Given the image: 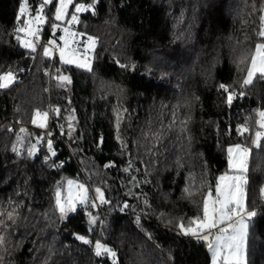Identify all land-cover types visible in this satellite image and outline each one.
<instances>
[{
	"label": "trees",
	"instance_id": "obj_1",
	"mask_svg": "<svg viewBox=\"0 0 264 264\" xmlns=\"http://www.w3.org/2000/svg\"><path fill=\"white\" fill-rule=\"evenodd\" d=\"M262 2L74 0L70 18L75 4L94 3L75 26L97 38L89 72L43 57L39 45L53 36L57 0L44 9L48 22L31 55L14 34L21 0H0V74H16L13 85L0 89V212L15 209L16 216L4 233L11 249L5 264H113L108 255H95L97 240L116 252L117 264H211L205 243L179 234L176 225L202 215L207 191L231 171L227 149L237 143L251 149L245 191L257 213L247 264H264V139L261 147L252 143L264 110V79H254L231 106L219 89L223 83L240 91L246 71L238 62L257 40ZM40 3L28 0V15ZM57 68L70 83L59 86ZM50 106L61 112H49L45 131L56 156L45 162L46 142L32 158L26 148L44 133L31 123L34 110ZM245 123L241 135L237 128ZM18 137L24 138L17 145L21 156L12 151ZM109 162L115 166L105 168ZM67 178L85 183L92 196L100 187L109 203L81 205L62 219L55 191Z\"/></svg>",
	"mask_w": 264,
	"mask_h": 264
},
{
	"label": "snow or ice",
	"instance_id": "obj_2",
	"mask_svg": "<svg viewBox=\"0 0 264 264\" xmlns=\"http://www.w3.org/2000/svg\"><path fill=\"white\" fill-rule=\"evenodd\" d=\"M73 4V0H59L58 5L55 6L54 21L63 22L65 17L69 15L68 6ZM48 5H53V0H41L39 8L36 10L34 16L28 15V0H21L19 10L16 15L17 27L14 30V34L20 45L29 50V54L36 53L38 49L39 33L41 31L40 25L46 22L44 15V9ZM75 12L80 13L88 11L90 8H94L93 4H75ZM253 9L256 10V6L253 5ZM259 24L255 30L257 37L253 48L246 50V52L240 57L238 62V68L241 72L246 71L242 83L240 85V91L230 88L229 85L221 83L219 89L225 93V102L231 106L233 100L236 98H242L245 95L244 88L253 83L254 79H264V2L261 3L259 9ZM93 14L95 12L93 11ZM28 17L25 19V17ZM69 25H75L79 23L78 16L71 14V19L67 21ZM53 35L56 30L60 28V24L56 22L51 23ZM64 35L59 37V40L63 42V46L57 44L56 39H49L47 45H39L43 50L44 58H51L53 55L52 50L58 48L59 60L61 64L70 65L75 64L76 67L92 71L90 60L87 58V51L89 48H93L96 43L95 37L88 36L84 48L83 58L77 55L79 51L77 45L80 41L77 40L78 36H84L85 33L72 31L70 28L65 27L62 29ZM21 33L24 37H30L22 39ZM247 39V37H246ZM119 64V61H117ZM240 65H247L246 68L240 67ZM121 68H127L125 64H120ZM133 70L135 65L132 66ZM46 75H50L46 71ZM59 82V86H64L66 83H70V77L63 75L59 68L56 69V75L53 77ZM16 82V74L9 69L6 72L0 74V89H7ZM55 112L57 115L61 112L60 108L49 107L46 111L35 109L31 118V123L36 125L40 129L48 128L49 112ZM126 112L127 109H124ZM259 119L256 120V124L260 130L255 132V139L252 143L256 147H261L260 141L264 139V110H259L257 113ZM68 121V133L71 138V133L74 130L72 121L74 116L66 117ZM186 123V121H185ZM61 127V135H64L63 125ZM117 130H119V117L117 119ZM21 133H24L26 129L21 128ZM248 131V125L245 123L237 128V132L243 135V132ZM52 133L45 131L42 135L35 138V143H30L26 148L27 156L32 158L36 156L39 151V146L44 142L47 144V152L49 155L45 156V162L51 157L56 156V152L53 148V141L50 138ZM119 139V136L117 137ZM20 145L23 147L24 138L18 137L17 143L12 146V151L21 156L22 153L17 147ZM251 149L245 147L239 143L228 147V167L233 171V175L225 173L216 178V185L214 191L209 188L206 195L203 198L202 203V215H196L188 218L187 223L183 218L177 223L176 227L179 230V234L184 236L194 237L198 242H203L207 246L208 251L211 253V264H247V237L249 222L252 217L257 215L255 210H250L247 205V194L245 186L247 185L246 173L248 171L247 161ZM233 152L237 154V158L234 159ZM55 165V167L62 166ZM112 162L104 165L105 168L114 167ZM131 162L129 167L124 171L128 172L131 168ZM135 181V177H132ZM75 184L77 189L73 192L72 186ZM68 190L67 197L62 201L61 189L58 186L55 199L56 208L59 211L61 218H65L68 212H75L77 204L83 205L85 208L98 207L99 204H107L109 201L106 199L104 191L100 187L94 189L95 196L90 195V189L83 183L74 182L73 180H67ZM261 194L264 196V187L261 188ZM185 192H189L185 189ZM189 195L191 193L189 192ZM147 203V201H145ZM124 208L129 207L127 203L124 204ZM123 210V209H121ZM15 209L6 213L0 212V264H5L7 257L11 254V249L8 247L10 241L4 234L10 232L11 226L16 224V216L14 215ZM90 223H95L97 218L91 217ZM163 215V214H162ZM6 216V219L4 217ZM137 223H139V217H137ZM77 239L83 243L90 244L92 241L86 239L83 236H77ZM95 255H108L112 258L113 264H117L115 259L116 252L108 247L106 244L101 243L100 240L95 241L94 245Z\"/></svg>",
	"mask_w": 264,
	"mask_h": 264
},
{
	"label": "rangeland",
	"instance_id": "obj_3",
	"mask_svg": "<svg viewBox=\"0 0 264 264\" xmlns=\"http://www.w3.org/2000/svg\"><path fill=\"white\" fill-rule=\"evenodd\" d=\"M73 2H74V0H73ZM59 4V0H57V5ZM70 7H71V5H69L68 6V12H69V15L67 16V17H65V20L63 21V22H60V21H57L58 22V24H60V28L59 29H57L56 30V32H55V34L50 38V39H56V41H57V44L58 45H60L61 47L63 46V42L62 41H60V40H58L59 39V37L60 36H62V35H64V33H63V31H62V29L63 28H65V27H68V28H70L72 31H75V32H78L77 30H75V26L78 24H75V25H69L68 23H67V21H68V18H70V13H71V9H70ZM69 9H70V11H69ZM86 11H84V12H80V13H76L75 12V10H74V14H76L77 16H78V20H79V17H80V15L82 14V13H85ZM46 17V16H45ZM25 18H28L27 16L25 17ZM71 19V18H70ZM69 19V20H70ZM48 22V20H47V18H46V22L44 23V24H42V25H40L39 27L41 28V30L43 29V26L46 24ZM53 32V31H52ZM58 33V34H57ZM79 33V32H78ZM23 34V33H22ZM39 37H40V35H39ZM87 37L88 36H78L77 37V40L78 41H80V43L77 45V47H78V49H79V51L77 52V55L78 56H81L82 58H83V55H84V48H85V46H86V44L88 43V41H87ZM25 38H29L30 39V37H24V34H23V36H22V39H25ZM45 45H47V43H45ZM95 48H96V43H95V46L93 47V48H89L88 49V51H87V58L90 60V63H91V67L93 66V57H94V51H95ZM52 52H53V55H52V57L51 58H49V59H53V58H55V57H57L58 59H59V50H58V48H56V49H53L52 50ZM42 53H43V50H42ZM59 62H60V60H59ZM64 65V64H63ZM66 66H73V67H76V65L75 64H70V65H66ZM76 68H78V67H76ZM78 69H81V68H78ZM46 70V69H45ZM82 70H84V69H82ZM48 121H49V119H48ZM44 132H45V130L46 129H42ZM227 155H228V153H227ZM233 157H234V159L235 158H237V154L235 153V152H233ZM231 170V169H230ZM232 171V170H231ZM229 172L228 173V175H233V172ZM223 175V174H222ZM67 180H73L74 182H78V183H82V182H79L77 179H74V178H67L64 182H63V185L62 186H60V189H61V193H62V195H61V199H62V201L64 200V199H66V197H67V190H68V185H67ZM86 187H87V185L85 184V183H83ZM57 190V189H56ZM72 190H73V192H76L77 191V189H76V187H75V184H73V186H72ZM55 193H56V191H55ZM56 200V199H55ZM56 202V201H55ZM99 203V201H97V204ZM79 206H81L80 204H77V208L79 207ZM98 207H96L95 209H97ZM71 213H73V212H68L67 213V215L66 216H68L69 214H71ZM91 217H95V216H92L91 215ZM252 219V218H251ZM251 221V220H250ZM249 225H250V222H249ZM248 231H249V227H248ZM247 242H248V237H247ZM210 253V252H209ZM210 256H211V253H210ZM247 263H248V256H247Z\"/></svg>",
	"mask_w": 264,
	"mask_h": 264
},
{
	"label": "built area",
	"instance_id": "obj_4",
	"mask_svg": "<svg viewBox=\"0 0 264 264\" xmlns=\"http://www.w3.org/2000/svg\"><path fill=\"white\" fill-rule=\"evenodd\" d=\"M46 71H47V72H49L48 70H45V71H44V74L46 73ZM98 205H99L100 207L102 206V205H101V204H99V203H98Z\"/></svg>",
	"mask_w": 264,
	"mask_h": 264
}]
</instances>
